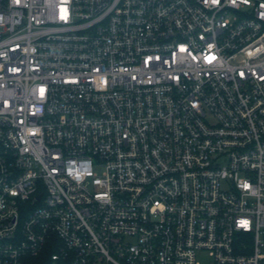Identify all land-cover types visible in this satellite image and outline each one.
Masks as SVG:
<instances>
[{
	"label": "built area",
	"instance_id": "2783aa9c",
	"mask_svg": "<svg viewBox=\"0 0 264 264\" xmlns=\"http://www.w3.org/2000/svg\"><path fill=\"white\" fill-rule=\"evenodd\" d=\"M264 264V0H0V264Z\"/></svg>",
	"mask_w": 264,
	"mask_h": 264
},
{
	"label": "trees",
	"instance_id": "16d2710c",
	"mask_svg": "<svg viewBox=\"0 0 264 264\" xmlns=\"http://www.w3.org/2000/svg\"><path fill=\"white\" fill-rule=\"evenodd\" d=\"M53 251L45 249L44 252L37 258H26L25 264H48L50 255Z\"/></svg>",
	"mask_w": 264,
	"mask_h": 264
}]
</instances>
